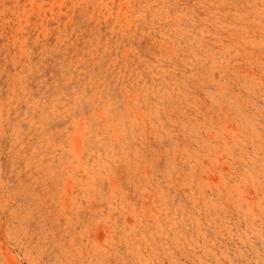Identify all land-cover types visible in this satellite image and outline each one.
Segmentation results:
<instances>
[{
  "label": "rangeland",
  "instance_id": "obj_1",
  "mask_svg": "<svg viewBox=\"0 0 264 264\" xmlns=\"http://www.w3.org/2000/svg\"><path fill=\"white\" fill-rule=\"evenodd\" d=\"M0 264H264V0H0Z\"/></svg>",
  "mask_w": 264,
  "mask_h": 264
}]
</instances>
